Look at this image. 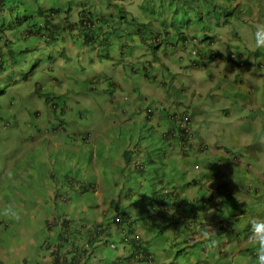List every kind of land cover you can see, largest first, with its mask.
I'll return each instance as SVG.
<instances>
[{"label":"clouds","instance_id":"1","mask_svg":"<svg viewBox=\"0 0 264 264\" xmlns=\"http://www.w3.org/2000/svg\"><path fill=\"white\" fill-rule=\"evenodd\" d=\"M142 1L112 0L124 10L115 14L127 20L140 15L137 8ZM217 2L225 4L226 0ZM96 3L86 0L84 9L97 13L105 9L99 2L96 11ZM239 3L233 1V9ZM153 5L158 9L157 1ZM81 9L73 0H24V5L11 3L0 10V75L20 68L24 75L38 80L35 91L50 96L44 122L31 125L27 121L15 136L8 133L3 139L9 122L0 117V264H51L52 258H44L43 251L52 253L53 249L64 253L58 264H85L84 250L89 257L96 256L98 264H204L205 259L219 264L228 255L240 259V248L250 246L254 251L248 254H255L252 264H264V219L251 216L240 227L235 225L239 215L235 204H242L243 198L237 192L244 185L242 178L211 185L199 162L208 160L209 154L197 159L185 151L188 146L196 147L191 141L193 133L191 139L188 135L187 130L192 131L187 121L182 128L189 142L181 146L166 122L163 105L164 117H156L157 104L152 111L145 110L131 93L111 90L109 83L112 88L121 85L128 90L135 86L130 79L126 83L120 79L118 58H100L85 43H72L69 37L77 35L65 32L67 22L82 27ZM169 16L163 12L145 19L171 30ZM216 17L220 20V15ZM107 23L105 19L104 25ZM221 27L212 25L206 35L195 39V54L201 44L218 42L216 29ZM47 37L53 38L48 44ZM252 39L256 49H264V23L255 26ZM28 40H33L30 48L25 45ZM24 49L42 53L20 59L17 54ZM184 50L177 46L170 54L172 59L175 52ZM65 52L67 62L62 59ZM138 54L134 51L131 56ZM146 57L141 59L149 60ZM130 60L122 63L136 74L141 67L137 63L134 71ZM110 61H114L112 70H107L104 65ZM92 62L94 75L71 88L82 96L75 99L83 103L77 109L66 100L70 89L59 91L58 85ZM72 64L78 66L67 70ZM59 99H64L65 106L56 112ZM42 110H30L35 122ZM215 145V152L224 154L220 144ZM206 147L200 144L199 152ZM217 162L218 168L224 164ZM191 164L198 171L189 176ZM205 169L210 172L215 167L208 163ZM219 174V170L214 173ZM233 184L237 191L231 188ZM180 219L186 220L184 227ZM234 229L240 234L244 229L251 243L241 235L231 237ZM224 244L234 251L225 252ZM104 255L109 262L102 260ZM240 264H248L247 259Z\"/></svg>","mask_w":264,"mask_h":264},{"label":"rangeland","instance_id":"2","mask_svg":"<svg viewBox=\"0 0 264 264\" xmlns=\"http://www.w3.org/2000/svg\"><path fill=\"white\" fill-rule=\"evenodd\" d=\"M239 1L238 6L229 16H226L238 15L239 21L233 26L235 34H232L226 26L216 29L218 34L225 32L230 35L236 45L231 50L234 53L239 50V55L234 54L229 60L225 51L226 40L221 42L217 36L218 42L213 45L201 44L197 54L194 52L197 48L196 43L181 41L178 49L184 46L185 50L183 53L175 52V58L172 59L171 55L162 54L165 48L164 40L158 48L160 58L157 61L162 65L170 62L174 70L169 69L164 73V69L160 68L156 80L150 79L148 82L140 78L137 80L136 74L130 72V82L135 86L131 91L134 98L142 95L143 102L157 104L156 108L159 111L156 112V117H164V113L160 111L162 105L174 110L181 106L179 102L189 106L193 132L191 141L196 147L188 146L185 151L188 154H194L197 159H200L198 157L201 154H209L208 160L199 162L204 167L202 171L207 172L205 176L211 185L224 183L226 178H232V180L242 178L244 185L238 191L233 187L234 184L231 188L243 195L241 203L246 212V216L241 217V224H243L251 216L264 219V49H256L252 39L255 26L258 23H264V0H237V3ZM199 35H196L197 40L200 39ZM32 42L33 40H28L25 45L30 48ZM209 47L213 48L216 56L208 54ZM259 52H261L260 59ZM40 53L42 51L24 49L17 55L20 59H33ZM128 59H131L129 66L136 71L140 59L137 56H131ZM255 60L260 61L255 62ZM113 63L114 61L105 63L104 68L112 70ZM259 63L260 66H258ZM86 65L84 70L77 68V72L58 85L59 91L70 89L66 100L77 109L83 107V103L76 102L75 99L80 100L82 96L79 90H71V88H78L79 85L76 83L85 82L96 72L94 62L91 66ZM75 66L78 64H72L67 70H74ZM37 81L36 78L24 75L20 68L9 69L0 75V117L9 122L8 129L3 130V139H6L8 133L10 137L17 135L20 129L25 128L27 121H30L31 125L40 121L44 122L46 112L49 110L47 106L50 103V101L47 102V98L50 96L38 90L35 91ZM48 84L46 83L45 86H49ZM81 87L83 88L84 85ZM167 91L176 93V96L161 95ZM33 108L43 109L40 120L37 122L29 113ZM59 111L60 105L56 109V112ZM1 123L0 120V125ZM224 134L226 137L230 135L232 138L230 143H223ZM216 142L224 147V149L221 148L224 154L215 152ZM200 144L207 146L203 153L198 150ZM108 159L113 161V154H109ZM217 161H224V164L218 168ZM208 163L215 167L213 171L208 172L205 169ZM217 168L220 174L215 176ZM30 170L35 173L34 170ZM197 171L192 167L188 175H195ZM241 238L250 242L246 232H242ZM223 246L227 253L234 251V248H229V244ZM240 251H242V257H245L254 251V246L240 248ZM247 261L248 264H252L255 258L247 259Z\"/></svg>","mask_w":264,"mask_h":264},{"label":"trees","instance_id":"3","mask_svg":"<svg viewBox=\"0 0 264 264\" xmlns=\"http://www.w3.org/2000/svg\"><path fill=\"white\" fill-rule=\"evenodd\" d=\"M73 1L77 6H79V8L83 9L82 13L84 24L81 27L80 24L69 20L67 22V29L65 30V32L70 35L76 33L77 36L69 37L70 39H72V43H85V45H87L89 48L96 49V51H98L99 53L98 57L100 58H112L114 56L118 58L121 65L120 79H122L123 83H126L130 79V72L126 70L127 68L125 65H123L122 62L131 57L132 52L138 51L140 53L138 54L139 56H137V58L140 59L138 65L141 68L136 71L137 73L135 76L140 79H145L147 82L150 79H152V81H155L157 72L160 68L164 69V73L166 71H169V69L174 70L173 64L168 63L167 65L161 64L162 66L159 67L153 66L155 64H158L157 60H159L160 58V52L158 48L162 43L159 44V42L165 40V48L162 50V54L170 55L173 53V49L175 50L181 41L182 43H184V41L194 42L197 38L196 35L199 34V32L200 35H206L212 29V25L214 27L219 26V24L223 25V27L226 26V28L232 34H235L233 26L236 25V23L239 21L238 15L234 17L232 15L231 17H226L229 16L228 14L233 10V1L235 2L236 0H226L225 4L218 3L217 0H143L137 8L140 15L132 16L129 20L125 19L126 17H120L116 15L117 13L124 11L123 9H121L119 2L113 3L112 0H94L97 2L96 11L99 10V2L105 4V9H100L99 13H97L95 11L84 9L86 0ZM156 1L159 4L158 9H155V6L153 5ZM11 3H20L24 5V0H0V10L4 6L7 7ZM226 9H228V11H226ZM163 12H169L170 14L169 26L172 28L171 30L168 27L167 29H163V27H156L152 25L149 19H145L147 15L150 16L151 14H159ZM216 15H220V20L216 17ZM3 18L6 19V17ZM105 19L109 20V23L104 25ZM100 20H102V28ZM162 25L165 26L164 24ZM100 28L101 30H99ZM94 34L96 35L93 37L92 35ZM52 39L53 38L51 37H47L45 41L48 44L49 40ZM217 39H221V42L226 40L225 51L229 60L230 57L234 56V54L239 55V50L236 53L231 50L232 46L235 44L234 41H232V39L230 38V35L224 32L219 34ZM38 40H42V38H38ZM144 54L147 55L146 59L150 60H142L141 57L146 56ZM208 54L210 56H216L213 51L209 52ZM260 54L261 52H259L258 54L259 59ZM60 55L62 56L63 53H60ZM62 59L66 62L68 61L69 57L67 56L66 52L64 53ZM259 61L260 60H255V62ZM260 65L261 64L259 63L258 66ZM84 69L85 67H82V70ZM151 69L152 71L150 73ZM109 86L111 87L112 91H124L128 93H131L132 91L121 85L112 88L111 84L109 83ZM164 93H162L161 95H163ZM168 94L176 96V93H169L168 91L164 95L168 97ZM136 99L139 100V103L144 107L145 110L152 111L151 109L155 108V103L143 102L142 95H139V98L136 97ZM179 104L181 106L177 110L171 108L168 109L165 105H163V108L166 111V122L171 129V133L174 134V136H177L180 145L183 146L184 144H188L189 139L187 133L185 132V129L182 128V125H184V122L187 121L191 128L192 120L188 111L189 106H186L181 102H179ZM59 105L61 108L65 106L64 99H59ZM146 115L152 116V112H147ZM59 125L63 127L64 123H60ZM187 131L191 139L193 132H190L189 130ZM225 137L226 136L224 134V138ZM242 205L243 203L240 205L235 204V208L239 209V215L235 221V223H237V227H240L242 225L241 217L246 216V212ZM178 222L182 227H184L186 224L185 219H180ZM230 234L232 235L231 237L234 238H237L241 235L238 232V229L237 231L234 229ZM43 252V256L47 254V256L44 258H52L51 264H53V261L58 264L61 259L63 260L62 257L64 253L62 250L59 251L58 249H53L52 253H49L47 251ZM241 252L239 253V255L242 257ZM83 253L88 258V261L85 264H98L99 261L96 256L92 257L91 255L89 257L86 250H84ZM225 257L226 258L222 259L219 264H240L244 259L255 258V254H248L245 258L240 257V259L238 256L232 255H228ZM102 260L109 262V257L104 255L102 257ZM209 263L210 262H208L206 259L204 260V264Z\"/></svg>","mask_w":264,"mask_h":264},{"label":"crops","instance_id":"4","mask_svg":"<svg viewBox=\"0 0 264 264\" xmlns=\"http://www.w3.org/2000/svg\"><path fill=\"white\" fill-rule=\"evenodd\" d=\"M225 136H226V135H225ZM231 139H232V138L230 137V135H229V136L227 135V137L224 138L223 143L228 144V143H230ZM221 147H222V146H221ZM222 148H224V147H222Z\"/></svg>","mask_w":264,"mask_h":264}]
</instances>
